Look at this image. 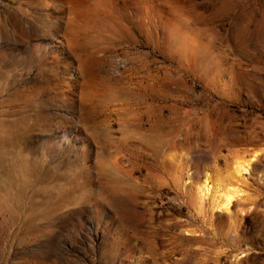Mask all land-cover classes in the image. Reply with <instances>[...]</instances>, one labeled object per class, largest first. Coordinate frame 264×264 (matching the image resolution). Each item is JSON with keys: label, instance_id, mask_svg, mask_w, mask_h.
Instances as JSON below:
<instances>
[{"label": "rangeland", "instance_id": "rangeland-1", "mask_svg": "<svg viewBox=\"0 0 264 264\" xmlns=\"http://www.w3.org/2000/svg\"><path fill=\"white\" fill-rule=\"evenodd\" d=\"M0 264H264V0H0Z\"/></svg>", "mask_w": 264, "mask_h": 264}, {"label": "bare ground", "instance_id": "bare-ground-1", "mask_svg": "<svg viewBox=\"0 0 264 264\" xmlns=\"http://www.w3.org/2000/svg\"><path fill=\"white\" fill-rule=\"evenodd\" d=\"M229 200H230V198H229V197H227V198H226V203H228V202H229Z\"/></svg>", "mask_w": 264, "mask_h": 264}]
</instances>
